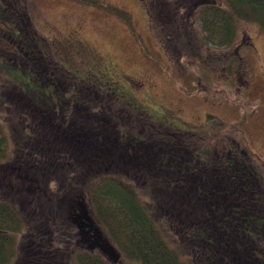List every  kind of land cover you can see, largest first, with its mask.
Segmentation results:
<instances>
[{"label": "trees", "instance_id": "obj_1", "mask_svg": "<svg viewBox=\"0 0 264 264\" xmlns=\"http://www.w3.org/2000/svg\"><path fill=\"white\" fill-rule=\"evenodd\" d=\"M79 1L117 16L134 35L126 10L106 0ZM140 1L160 32L156 6L152 0ZM25 2L0 0V71L14 84L18 69L31 72L28 82L21 78L17 83L29 100L18 108L30 109L28 119L36 126L19 133L8 162L9 136L0 122V161L11 169L6 184L0 178V264H112L100 253L76 247V229L66 236L58 212L35 217L25 212L24 192L17 187L28 178L58 182L64 191L80 183L93 218L135 264H264V165L244 144L215 156L164 127L157 126L151 136L131 135L116 111L104 112L99 103L76 105L82 116L78 125L74 118L63 120L59 110L68 106L58 100L70 93L56 85L50 63L40 70L44 41L36 35ZM177 3L169 22L176 38L169 33L164 39L176 40L183 63H194L207 80L225 78L233 84L236 76L246 78L249 71L242 69L247 64L230 48L240 23L264 28V0ZM45 88L47 99L39 95ZM141 181L149 188L145 193L156 197L155 209L138 190ZM160 218L176 225L168 231L173 239L158 225Z\"/></svg>", "mask_w": 264, "mask_h": 264}, {"label": "rangeland", "instance_id": "obj_2", "mask_svg": "<svg viewBox=\"0 0 264 264\" xmlns=\"http://www.w3.org/2000/svg\"><path fill=\"white\" fill-rule=\"evenodd\" d=\"M106 1L129 13L134 35L117 16L79 0L25 2L36 35L44 41L41 44L44 67L40 70L42 72L50 63L58 77H55L56 85L62 92L70 93L58 100L68 106L66 110H59L63 120L74 118L78 125L82 116L76 111V105L80 102L99 103L104 105V112L116 111L131 135L151 136L158 131L157 126L164 127L171 132H179L184 142L197 144L198 148L215 156H222L244 144L247 151L264 165V28L256 23H240L238 37L230 48L238 53V58H242L241 63L245 61L247 64L242 69L243 72L249 71L246 78L241 80L236 76L233 84L225 78L208 77L210 80H207L194 63H183L176 40L164 39L169 33L176 38L169 22L174 4L182 0H152L157 10L155 16L163 26L158 33L140 0ZM0 62L3 64L2 60ZM30 73L21 74L18 69L12 79L14 84L0 71V122L9 136L8 162L14 158L12 151L17 148L19 133L35 126L32 117L28 119L30 109L25 108L21 112L18 108L29 100L20 94L21 87L17 83L21 78L28 82ZM35 84L38 87V82ZM39 87L42 88V84ZM39 90L41 98L49 97L46 88ZM96 90L103 93L98 95ZM113 131L112 128L109 132ZM47 132L42 134L47 135ZM2 161L0 178L6 184L11 169L5 165L7 161ZM144 184L141 181L137 185L138 190L146 195L144 199L155 209L156 197L145 193L149 188ZM21 185L17 188L23 189L20 197L29 216L35 217L49 210L58 212L63 219L66 236H70L72 228L76 229L79 233L76 247L89 249L92 238L87 242L78 228L79 206H85L93 215L80 183L65 191L58 182L50 185L46 178H28ZM159 205L161 207V201ZM71 214L76 221H71ZM157 223L166 236L173 239L168 231L175 229L176 225L162 218ZM101 229L104 250L96 247L92 251L102 254L112 264H135L123 257L106 230Z\"/></svg>", "mask_w": 264, "mask_h": 264}, {"label": "flooded vegetation", "instance_id": "obj_3", "mask_svg": "<svg viewBox=\"0 0 264 264\" xmlns=\"http://www.w3.org/2000/svg\"><path fill=\"white\" fill-rule=\"evenodd\" d=\"M77 213V221H80L79 230L85 240L92 238V244H88L89 249L92 251V248H100L104 250L103 243V231L101 226L96 222V220L89 214L85 206L80 205ZM84 219V220H82ZM76 221V218L74 219ZM79 235V233H78Z\"/></svg>", "mask_w": 264, "mask_h": 264}, {"label": "water", "instance_id": "obj_4", "mask_svg": "<svg viewBox=\"0 0 264 264\" xmlns=\"http://www.w3.org/2000/svg\"><path fill=\"white\" fill-rule=\"evenodd\" d=\"M112 248L110 247V250H111Z\"/></svg>", "mask_w": 264, "mask_h": 264}, {"label": "bare ground", "instance_id": "obj_5", "mask_svg": "<svg viewBox=\"0 0 264 264\" xmlns=\"http://www.w3.org/2000/svg\"><path fill=\"white\" fill-rule=\"evenodd\" d=\"M179 133V132H178Z\"/></svg>", "mask_w": 264, "mask_h": 264}]
</instances>
